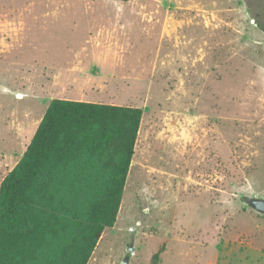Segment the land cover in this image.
Returning <instances> with one entry per match:
<instances>
[{"label":"rangeland","instance_id":"1","mask_svg":"<svg viewBox=\"0 0 264 264\" xmlns=\"http://www.w3.org/2000/svg\"><path fill=\"white\" fill-rule=\"evenodd\" d=\"M263 26L264 0H0V185L59 97L50 68L96 64V102L143 117L87 264H264Z\"/></svg>","mask_w":264,"mask_h":264},{"label":"trees","instance_id":"2","mask_svg":"<svg viewBox=\"0 0 264 264\" xmlns=\"http://www.w3.org/2000/svg\"><path fill=\"white\" fill-rule=\"evenodd\" d=\"M142 117L136 106L50 101L0 185V264H87L117 221Z\"/></svg>","mask_w":264,"mask_h":264},{"label":"crops","instance_id":"3","mask_svg":"<svg viewBox=\"0 0 264 264\" xmlns=\"http://www.w3.org/2000/svg\"><path fill=\"white\" fill-rule=\"evenodd\" d=\"M49 74L52 77L51 86H54L50 93L59 96L57 98L96 102L102 97L101 92L97 93L88 88L95 80L101 82L105 75L96 64L78 63L70 67H53L50 68ZM60 79L63 80L59 81ZM68 83H71V86L64 87Z\"/></svg>","mask_w":264,"mask_h":264},{"label":"water","instance_id":"4","mask_svg":"<svg viewBox=\"0 0 264 264\" xmlns=\"http://www.w3.org/2000/svg\"><path fill=\"white\" fill-rule=\"evenodd\" d=\"M248 201L254 208L264 213V198L252 197Z\"/></svg>","mask_w":264,"mask_h":264}]
</instances>
